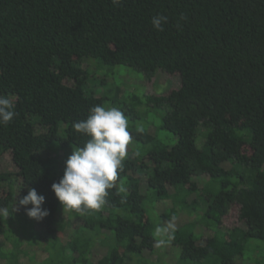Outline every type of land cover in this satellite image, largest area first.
Instances as JSON below:
<instances>
[{
	"label": "trees",
	"instance_id": "1",
	"mask_svg": "<svg viewBox=\"0 0 264 264\" xmlns=\"http://www.w3.org/2000/svg\"><path fill=\"white\" fill-rule=\"evenodd\" d=\"M158 15L167 17L162 31L151 22ZM94 66L180 78L164 95H144L176 143L144 129L140 100L120 101L116 85L98 91ZM98 83L105 88V77ZM0 94L16 113L0 124V240H9L15 188L21 198L36 189L49 215L34 234L51 240L36 264L144 261L168 245L174 264H235L250 239L264 241V0H0ZM107 103L125 114L136 146L115 182L126 191L109 190L99 210H75L76 235L85 234L63 241L52 184L88 139L73 124ZM202 205L204 223L178 219ZM233 214L238 225L223 229ZM158 227L168 229L163 239ZM98 235L109 249L96 257ZM0 261L20 264L2 241Z\"/></svg>",
	"mask_w": 264,
	"mask_h": 264
},
{
	"label": "rangeland",
	"instance_id": "2",
	"mask_svg": "<svg viewBox=\"0 0 264 264\" xmlns=\"http://www.w3.org/2000/svg\"><path fill=\"white\" fill-rule=\"evenodd\" d=\"M94 59L86 61L85 65L92 67L94 64ZM97 68L94 66V78L92 79V84H95L98 91L107 89H115V85L120 87V92L113 91L112 96L117 94L118 99L122 102H126L129 105H132L133 101L140 100V103H136L135 108L140 115H138L142 120L143 127L149 132L156 134L165 144L172 146L176 143L177 137L174 135L162 130L160 125L162 124L161 112L155 110L152 107H149L144 102V95H164L170 89L175 87L178 84L180 85V78L171 77L165 72L159 71L152 81H147L144 75L131 67L128 66H114L108 68ZM105 77V88H100L98 81ZM179 77V76H178ZM105 107H113V105L106 104ZM115 107V106H114ZM129 122V121H128ZM129 122V129H131ZM147 125L149 128H147ZM160 128V129H159ZM131 132V131H130ZM132 133V132H131ZM132 141L130 142V144ZM198 143L201 144V141L198 140ZM128 145V150L132 148L135 149L136 146ZM11 162L9 160H4L2 168L8 170L11 167ZM14 183L15 180L13 181ZM17 185V184H14ZM20 184L15 188L16 199L13 202V212L10 214L5 213V218L7 220L11 219L12 224L7 223V229L5 236L9 238L2 239L0 241L6 242V244L12 249L15 250L18 254V259L20 264H36L37 260H44L45 254L40 252L38 247L45 246L51 242V240L40 239L39 236L35 235V229L39 225V221L32 219L27 215V209L24 206H19L18 210L15 211L16 205L19 202L21 196L23 195V190L19 188ZM21 195V196H20ZM150 196V194H148ZM151 204V205H149ZM154 204V205H153ZM148 205L150 207H155V202H152V198H149ZM31 205H28L27 208H31ZM25 210V211H23ZM75 210L65 209L61 205L59 213L57 216V227L60 231V237L63 241L70 240L72 238L78 237L85 234L84 232H79L76 235L75 229L77 226H80V222L75 220ZM204 209L203 205L199 210H187L182 211L178 217L180 221L193 219L194 221L204 223ZM12 225V226H11ZM238 225L236 220V215L233 214L230 217H226L223 229H232ZM109 237V236H108ZM105 236L98 235L94 237V244L92 246L95 256L98 257L99 252L105 253L108 251L109 246L103 245ZM164 236L159 235V239H163ZM109 243H112V240H109ZM162 243H160L161 246ZM244 259V260H243ZM243 259L237 260L235 264H264V241H258L255 239H250L247 242V248ZM127 261V262H126ZM126 261H123L122 264H174L175 258L170 248V245L158 248L157 252L150 257H146L144 261H130V258H127ZM1 263V261H0Z\"/></svg>",
	"mask_w": 264,
	"mask_h": 264
},
{
	"label": "clouds",
	"instance_id": "3",
	"mask_svg": "<svg viewBox=\"0 0 264 264\" xmlns=\"http://www.w3.org/2000/svg\"><path fill=\"white\" fill-rule=\"evenodd\" d=\"M120 3L122 0H113L114 5ZM151 22L157 31H162L167 17L153 16ZM15 115L12 99L0 94V124H8ZM73 128L88 139L82 147L73 148L72 154L65 161L64 175L59 182L52 184V190L64 210H99L106 203L109 190L116 189L117 194L126 191L123 184L117 187L115 182L118 173L123 170V161L133 138L129 122L119 108L96 105L90 109L87 118L75 122ZM138 131L142 132L143 129ZM134 155L139 156V151ZM44 203L45 197L32 188L19 200L15 211L19 206H24L27 215L39 221L49 215V211L42 208ZM28 205L32 207L27 208ZM167 230L158 227L156 234L160 235ZM159 243L162 241H158L157 246Z\"/></svg>",
	"mask_w": 264,
	"mask_h": 264
}]
</instances>
